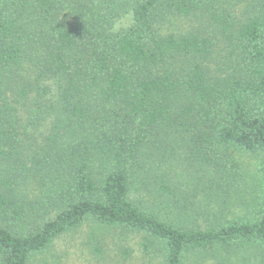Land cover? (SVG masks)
<instances>
[{"label":"trees","instance_id":"1","mask_svg":"<svg viewBox=\"0 0 264 264\" xmlns=\"http://www.w3.org/2000/svg\"><path fill=\"white\" fill-rule=\"evenodd\" d=\"M79 231L93 264H264V0H0V264Z\"/></svg>","mask_w":264,"mask_h":264},{"label":"rangeland","instance_id":"2","mask_svg":"<svg viewBox=\"0 0 264 264\" xmlns=\"http://www.w3.org/2000/svg\"><path fill=\"white\" fill-rule=\"evenodd\" d=\"M236 158L241 160L242 162H245L246 163L245 166L247 169H250L253 166L252 164L256 163V158H253L251 156H245V155L240 156L238 153H236ZM82 235H83L82 231L73 233L71 237L76 238V241L69 240L66 243H62L59 240L53 249H54V251L59 253L61 257H60V259H58L59 261H55L54 263H51V258H50V262H48L47 264H93L95 262L93 254L90 252V250L88 248H86L82 244V241L80 242V238L82 237ZM84 236H85V234H84ZM68 239H70V238H68ZM131 245H133V246H131ZM125 246L130 247L132 249V253H131L132 257L130 258V260H128L129 258L127 259V263L128 264H141L142 260L140 261V259L138 257H135V253H137V252L133 251L137 248L136 247L137 244L136 243L135 244L129 243V244H125ZM109 254H110V257L111 256L117 257L115 255L116 252H114V253L110 252ZM241 257L246 259V257L244 255H241ZM129 261H130V263H129ZM33 264H39V263L34 261Z\"/></svg>","mask_w":264,"mask_h":264}]
</instances>
